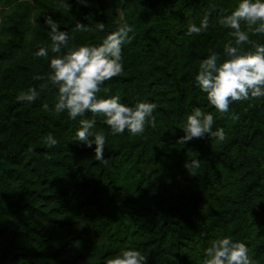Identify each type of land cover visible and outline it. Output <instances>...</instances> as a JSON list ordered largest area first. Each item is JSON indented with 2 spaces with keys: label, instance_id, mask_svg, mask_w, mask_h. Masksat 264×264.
I'll use <instances>...</instances> for the list:
<instances>
[{
  "label": "trees",
  "instance_id": "1",
  "mask_svg": "<svg viewBox=\"0 0 264 264\" xmlns=\"http://www.w3.org/2000/svg\"><path fill=\"white\" fill-rule=\"evenodd\" d=\"M239 2L0 0V264H105L122 248L139 250L147 264H202L210 242L224 236L264 264V98L234 102L222 116L195 81L202 59L212 52L226 59L233 30L219 20ZM206 14L209 28L187 35ZM45 16L68 33L69 46L99 45L120 24L133 27L122 46L123 74L105 81L98 96L155 103V127L113 136L103 116L72 120L55 111L58 88L47 76L58 54L50 51ZM77 22L91 30L75 31ZM249 38L264 44V34ZM41 47L48 58L34 55ZM31 87L39 98L18 101ZM196 107L214 115L223 142L178 143ZM82 118L104 132L106 165L95 160V144L74 141ZM49 133L58 141L51 148ZM194 160L199 168L190 175L185 163Z\"/></svg>",
  "mask_w": 264,
  "mask_h": 264
},
{
  "label": "clouds",
  "instance_id": "2",
  "mask_svg": "<svg viewBox=\"0 0 264 264\" xmlns=\"http://www.w3.org/2000/svg\"><path fill=\"white\" fill-rule=\"evenodd\" d=\"M84 2V0H80ZM64 6V5H62ZM70 8V6L68 5ZM245 22L246 31L242 30L241 22ZM44 22L50 29L51 53L58 54L50 59L52 72L47 79L58 88V99L55 104L57 113L67 111L72 120L91 113L93 117L103 116L104 123L113 136L123 135L127 130L131 135H141L145 125L155 127L154 111L157 105L148 101H137L133 106L121 102L119 95L108 98L98 96L105 81L123 74L122 46L131 42L129 33L133 27L128 23L120 24L113 32L108 33L99 45L69 46V35L60 31L59 24L51 16H45ZM219 23L233 31L229 33L234 43L229 40L224 44L226 56L222 62L216 52L199 62V70L195 81L202 92L207 94L210 106L222 116L228 114L234 102L264 98V44L250 40L249 33L264 34V0H240L231 14L223 16ZM105 25L97 22L96 29L103 32ZM209 28V17L206 14L200 25L189 24L187 35H199ZM88 26L77 22L75 31H89ZM74 39V37H73ZM251 44L254 50L245 51L241 47ZM66 50V51H64ZM63 52V54H61ZM36 57L48 58L49 49L39 48L34 53ZM44 79V77H36ZM107 91V89H104ZM39 98L34 87L21 91L18 101L32 103ZM49 110L47 103L42 105ZM231 119H239L232 114ZM214 115L196 107L187 114L183 125L184 136L178 143L184 144L192 139L205 136L215 138L219 142L226 139L223 128L213 131ZM75 133L78 143L91 148L95 144V160L104 163L106 137L103 131H94L96 120L82 118ZM45 143L49 148L58 141L49 133ZM185 168L190 175H195L194 169L199 168V161H187ZM148 257L139 250L122 248L116 255L106 259L105 264H147ZM202 264H254L249 256V249L243 242L233 241L230 236L214 239L205 250Z\"/></svg>",
  "mask_w": 264,
  "mask_h": 264
}]
</instances>
